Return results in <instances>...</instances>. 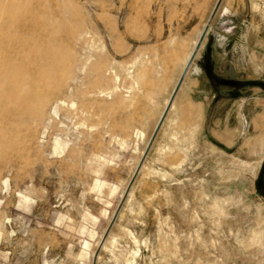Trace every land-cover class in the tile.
I'll use <instances>...</instances> for the list:
<instances>
[{"label":"rangeland","instance_id":"rangeland-1","mask_svg":"<svg viewBox=\"0 0 264 264\" xmlns=\"http://www.w3.org/2000/svg\"><path fill=\"white\" fill-rule=\"evenodd\" d=\"M217 3L0 0V264H94ZM193 68L96 264H264V0H223Z\"/></svg>","mask_w":264,"mask_h":264},{"label":"water","instance_id":"water-1","mask_svg":"<svg viewBox=\"0 0 264 264\" xmlns=\"http://www.w3.org/2000/svg\"><path fill=\"white\" fill-rule=\"evenodd\" d=\"M222 2H223V0H218V3L215 6V8H214V10H213V12H212L207 24H206V26H205V28L203 30V33H202V35H201V37L199 39L198 45L196 46L191 59L189 60L187 66L184 69V72L182 73V75H181V77H180V79L178 81V84H177V86L175 88V91H174V93L172 95L170 103L167 106V108H166V110H165V112H164V114H163V116H162V118H161V120H160V122H159V124H158V126H157V128H156V130H155V132H154V134H153L148 146H147V148H146L145 154H144V156L141 159V162H140V164H139V166H138V168H137V170L135 172V175L133 176L129 187H128L124 197L122 198L116 213L114 214L112 222L110 223V225H109V227H108V229H107V231H106V233H105V235L103 237V240H102V242H101V244H100V246H99V248H98V250H97V252L95 254L94 264L97 263L98 255L101 252V249H102L107 237L109 236V234H110V232H111V230H112V228H113V226H114V224H115V222H116V220H117V218H118V216H119V214H120V212H121V210L123 208V205L125 204V202L127 200V197L129 196V193H130L133 185L135 184L139 174L141 173V170H142V168H143V166L145 164V161L148 158V156H149V154H150V152H151V150H152V148H153V146H154V144H155V142H156V140H157V138H158V136H159V134L161 132L163 124H164V122H165V120L167 118V115L169 114V111L171 109V105H172L173 101L175 100V98H176L181 86L183 85L185 79L187 78V76H188V74H189V72H190V70H191V68H192V66H193V64H194V62H195V60H196L201 48H202V46H203V43H204L207 35L209 34L211 26H212V24H213V22H214V20H215V18L217 16L218 12H219V9L221 8ZM205 70H206L207 76L213 82H216V83H218L220 85H223V86L232 87V88H243L244 87V85L242 83L238 82V81L228 80V79H223V78L217 77L216 75L213 74L212 69L210 68L209 65H207L205 67Z\"/></svg>","mask_w":264,"mask_h":264},{"label":"crops","instance_id":"crops-1","mask_svg":"<svg viewBox=\"0 0 264 264\" xmlns=\"http://www.w3.org/2000/svg\"><path fill=\"white\" fill-rule=\"evenodd\" d=\"M197 68H191L189 74H188V80L185 79L183 85L181 86L177 96H176V108L179 109V111H185L186 109V105L188 103H190V105L193 106H203L205 107L208 98L205 97L202 101H194V98L196 95H198L200 93V88H201V80H200V76L197 74ZM241 109V108H239ZM239 114H240V110H239ZM223 121H229V117H227L225 120ZM209 127V126H208ZM208 136L215 139L217 141L218 144L226 147L227 149H229L231 147L230 141H231V134H230V127L229 124H223L222 122V126L221 129H214L213 128V124L212 126H210L209 130H208ZM232 145H235V141L233 142Z\"/></svg>","mask_w":264,"mask_h":264},{"label":"bare ground","instance_id":"bare-ground-1","mask_svg":"<svg viewBox=\"0 0 264 264\" xmlns=\"http://www.w3.org/2000/svg\"><path fill=\"white\" fill-rule=\"evenodd\" d=\"M99 52L100 53H102V55L104 54V47H102L100 50H99ZM90 62H91V60H90V58L89 59H87V61H86V63H85V65H84V67H82V69L81 70H79V71H84L85 70V68H86V66L87 65H89L90 64ZM116 64V63H115ZM97 64H94V67L96 66ZM134 69L135 70V68H136V64H134L132 67H128V68H123L122 70L123 71H125L128 75H130V74H133V72L131 71V69ZM132 77V76H131ZM102 80H104L105 79V77L103 76L102 78H101ZM117 87H115V90L113 91V92H117ZM99 96H103L104 98L105 97H108V98H110L113 94H112V92H107L106 90H101L99 93Z\"/></svg>","mask_w":264,"mask_h":264}]
</instances>
